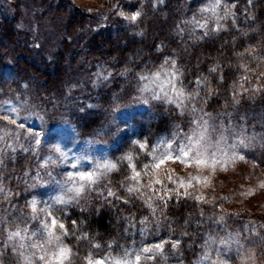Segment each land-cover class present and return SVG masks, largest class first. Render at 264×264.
<instances>
[{"label": "clouds", "instance_id": "obj_1", "mask_svg": "<svg viewBox=\"0 0 264 264\" xmlns=\"http://www.w3.org/2000/svg\"><path fill=\"white\" fill-rule=\"evenodd\" d=\"M108 2L111 3V0ZM128 2L131 4L134 0ZM152 2L158 4L162 0ZM148 4L149 0H139V6L134 11L109 7L105 9L101 22L107 18L108 13L115 10L125 22L124 27L130 28V35L144 37L148 31L147 21L151 19L149 9L146 8ZM65 6L72 8L69 4ZM235 7V3L229 4L226 0H205L180 23L184 25L183 31L190 42L196 44L202 39L198 31L203 36H215L221 31L230 30L228 21H232V26H235ZM151 11L154 13L155 7ZM255 30L240 31L241 35L246 36L248 31ZM236 39L238 37L233 36L231 41L225 40V43ZM260 47L249 46L244 52H235L237 62L230 66L242 69L244 73L254 72L249 68L250 61L247 59L251 57V62H255L261 69L256 74H264V56L259 54ZM64 51L66 54L70 51L67 45H64ZM155 51L162 52L163 48L158 45ZM171 51L173 55L165 57L152 71L138 73L136 91L139 95L136 98L143 104H151L152 101L171 104L180 109L181 115L187 113L194 117L192 123L195 127L180 140L179 148H174L173 151L179 152L180 149L191 147L195 152L198 147L200 150L215 147L219 141L225 140L223 125L220 126L219 140L213 143L211 135L217 129L204 118L208 116L211 119V114L205 113L204 107L208 98L217 92L209 74L219 77V59L215 58V62L208 68L209 74L201 73L194 81L195 87L189 88L183 81L185 72L178 64L177 50L173 48ZM56 59L55 71L59 74L63 61L60 57ZM9 63L12 61L9 60ZM71 71L74 75L81 74L79 68ZM13 79L16 87L9 88L6 95H0V264H96L98 260L104 264H114L116 260L123 264H135V257L132 255L135 251L121 246L123 250L114 255V240L109 241L105 249L101 243L89 239L87 232L81 231L83 221L78 225L73 220L72 228L69 229L65 217L70 214V209L88 212L93 207L111 204L109 198H113L128 205L139 201L154 216L152 222L158 224L156 201L163 200L168 191L161 194V189H153L157 180L161 183V179L153 177L157 175L155 169H159L156 165L172 154L168 149L176 144L180 136L177 134L167 144H162L161 141L149 148L146 140L133 138L129 143L127 133H124L115 142L101 145L91 154L81 151L83 143L90 141H83L75 148L62 147L56 140L47 139V135L42 141L40 133L35 131L40 127L37 121H43L46 116L51 119L53 113L38 109L27 99V90L32 81L20 77ZM63 83V80H56V89ZM236 87L237 84L233 83L232 88ZM4 91L0 87V93ZM105 103H108L107 99ZM99 122L97 118L80 127L95 136L97 132L94 129ZM134 131L141 135L142 124L137 125ZM201 133L202 141L197 145L196 141L201 139ZM48 134H51V128ZM17 153L21 155L17 156ZM144 156L150 158L148 163L143 162ZM137 162H140V168H137ZM142 176L148 178L145 183H141ZM121 190L123 195L120 194ZM20 196L25 197L24 202L14 204L13 201ZM96 201L100 202L99 205ZM146 221L147 216L140 223L145 224ZM73 237L75 241L69 243ZM82 241H87L91 248L85 245L83 251L76 250ZM211 244L223 246L227 251L234 250L237 253L236 260L223 259L219 255V249L213 253ZM233 244L237 245L235 249ZM92 249L99 251L93 252ZM140 256L141 260L146 259L142 252ZM202 260L209 261V264H256L257 256L255 248H246L238 239L226 237L217 241L209 237L208 247L194 264H201Z\"/></svg>", "mask_w": 264, "mask_h": 264}, {"label": "trees", "instance_id": "obj_2", "mask_svg": "<svg viewBox=\"0 0 264 264\" xmlns=\"http://www.w3.org/2000/svg\"><path fill=\"white\" fill-rule=\"evenodd\" d=\"M116 1H118V8L123 10L134 11L139 6V0H134V3L131 4L128 0ZM16 2L18 1L12 0L11 2L13 5H10L12 8L10 16L6 14V8L0 5V82H3L0 83V87L5 89L0 95H6L9 88L16 87L13 77L32 81L29 83V90H27V99L34 103L38 109L53 113V118L49 119L46 116L44 119L52 125H61L58 121L65 119V122L68 123L65 125L70 124V129L75 134L83 135L85 131L81 129L80 125L99 118L100 122L94 129L98 132L106 115L111 112L105 106L109 104L105 103V98L108 102L112 98L107 91H101L97 106L88 111L77 106L79 104L76 102L77 97L76 99L72 97L74 94H68L70 85L73 82L78 83L79 79L83 83L82 77L86 76L83 73H88L89 67L92 65H101L113 71L112 81L118 86L120 85L121 90L124 89L125 92L131 86L129 81L137 78L138 73L154 69L163 62L165 57L172 56L173 48L177 50L178 64L185 72L183 80L190 88L195 87L194 81L199 78L201 73L209 74L208 68L215 62V58L219 59L221 65L219 77L216 74H209L212 76L211 82L217 92L208 98L204 107L206 112L219 113L229 110L230 117L238 119L242 112H246L251 107L254 111L253 114L264 108V100L254 101L250 105L246 103L233 105L230 96L232 85L238 82V74L241 70L230 66L237 62L234 53L244 52L249 46L257 45L261 46L260 55L264 50V29L248 31L246 36L241 35L240 30L253 29V25L250 24L253 17L241 13L243 8H246L243 0H226L229 4H236L237 27L229 26V31H221L215 36H203V33L198 31V35H201L202 39L196 44L190 42L189 37L183 31L184 25L180 22L189 17L195 8L203 4L205 0H162V3L158 4H153L152 0H149L146 8L149 9L151 19L147 21L148 31L144 37L133 35L129 37L121 31L115 34L106 26L95 27L94 29H97L95 33H84L86 21H90L91 24L92 18L74 13L67 16L70 11L67 10L64 2L55 5V0H42L40 7L43 9L41 16L43 20L51 22L60 31H66L62 45L55 53L47 52L51 47L44 51L40 44L38 47L36 46L32 32L26 30L24 26L20 4ZM255 6H258V9L255 10L256 16L259 21H263L264 0L263 3L256 2ZM153 7L156 9L154 13L151 11ZM95 23L97 22L95 21ZM143 26L142 24L141 27ZM71 32H78L75 36L76 40L74 39L77 47L66 54L64 45L70 48V43L66 42L65 37L67 38ZM233 36L238 39L231 43H225V40L231 41ZM158 45L163 48L162 52L155 51ZM57 57L63 61V67L59 74L55 71ZM68 58L69 60H67ZM9 60L12 63H9ZM74 68H79L81 74L74 75L71 71ZM56 80L64 81L58 90L54 84ZM201 91H203V87ZM188 121V117L178 115L172 109L163 107L158 110L154 109L149 112L142 123H139L143 126L139 138L145 139L148 144L154 143L164 135L180 131ZM143 162H145L144 159ZM137 164L139 165L140 162ZM120 194H124L122 190ZM109 199L111 204L93 207L88 212L70 209V214L65 217L67 227L72 228L73 220L78 225L83 221L81 231L87 232L89 239L101 243L105 249H107L109 241H115L112 251L138 240L143 228H145L144 231L150 233L155 227L163 235L168 264H190L197 256L198 245L202 242L200 239L201 225L193 219L194 208L192 205L185 201L170 202L164 218H160L157 224L152 222L154 216L150 215L149 210L143 207L139 201L128 205L120 200ZM95 203L99 205L100 202L96 201ZM200 207L205 210L204 206ZM145 216L148 217V221L145 224L140 223ZM74 241L73 237L69 243ZM173 243L176 244V247H172ZM85 245L87 248H91L87 241H82L77 245L76 250L83 251ZM92 251L98 252L99 250L92 249Z\"/></svg>", "mask_w": 264, "mask_h": 264}, {"label": "rangeland", "instance_id": "obj_3", "mask_svg": "<svg viewBox=\"0 0 264 264\" xmlns=\"http://www.w3.org/2000/svg\"><path fill=\"white\" fill-rule=\"evenodd\" d=\"M15 1H18L20 4L24 26L26 30L32 32L35 44H40L44 51H47L51 47L47 52L55 53L62 45L66 31H60L51 22L43 20V17H41L43 9L40 7L42 0L40 2L38 0ZM259 1L263 3V0H243L246 8H243V11H241L244 15H251L253 17L250 24L253 25V29H256L255 31L264 29V19L263 21H259L255 13V10L258 9V6H255V4ZM11 2L12 0H0V5L6 8V14L9 16L12 14L11 6L13 4ZM62 2L65 5L69 4L72 6L71 9L67 7V10L70 11L67 16L72 13L77 15L83 14L93 19L92 23L94 24L86 21L84 27L86 31L84 33H95L97 30L94 29L95 27L106 26L115 34L121 31L125 32V35L129 37L132 36L130 35V28L124 27L125 22L116 14L115 10L108 13L107 18L101 22L105 9L109 7L118 8V1L116 0H111V3L108 0H55L54 4L57 5ZM236 16L238 17L237 14ZM228 24L231 27L232 21H228ZM237 25L238 22L235 21V27ZM76 33L78 32H71L67 38L65 37L66 42L70 43V50L77 47L75 46L76 43H74ZM261 55L264 56V50H262ZM43 57L45 56L43 55ZM247 59L250 61L249 68L253 69L254 72L244 73L242 69L240 70L238 82L236 83L237 87L232 89L230 95L233 105L237 103L250 105L254 101L264 100V74H256L260 73L261 69L257 67L255 62H251L250 57H247ZM89 69L87 75L82 77L83 83H81L80 79L78 83L73 82L75 87H72L71 84L68 94H74L72 97L75 99L77 97L76 102L79 103L77 104L78 107L90 111L97 106L100 92H108L112 99L105 106L111 112L106 115V119L97 135L91 136L86 132L83 135L80 133L75 134L70 129V124L65 125L68 124L65 122V119L58 121L61 125L57 126L45 120H38L37 123L40 127L35 131L40 133L42 141L47 135V139H54L62 147L71 148H75L77 144L83 141H90L83 143L81 151L91 154L97 147L115 142L124 133H127L129 143L133 138L140 139L134 128L139 123H142L149 112L154 109L158 110L160 107H163L165 109H172L175 113L181 115L180 109L174 105L165 104L160 101L143 104L137 99L136 97L139 95L136 91L138 76L133 81H129V85L131 86L124 92V89L121 90L120 85L118 86V84L112 81L114 77L112 70L101 65H92ZM152 70H145L143 72L147 73ZM187 86L189 87V85ZM109 91H112V93H109ZM204 112L209 113L205 110ZM253 112L251 107L246 112H242L238 119H232L229 115L231 113L229 110L210 113L211 119L208 116L204 117L217 129V132L211 135L213 143L219 140L221 125H223L225 136V140L219 141L215 147L207 148L205 153L207 163L205 165H194L191 160H188L186 163H173L169 161L159 169H155L157 175L153 179H161V183H154L153 189H161V194L165 190L168 191L163 200L156 201L159 219L164 218L170 202L185 201L193 206V219L201 225L200 239L202 242L198 245L197 256L190 264H194L196 260L200 259L204 249L209 245V237L217 241L226 237L232 240L238 239L246 248H255L257 256L256 264H264V187H261V184H264V108L259 109L255 114ZM183 116L189 118L183 129L164 135L156 142L148 144L149 148L161 141H170L177 134L180 136V139L176 140L175 145H179L180 140L189 135L190 129L195 127L192 123L194 117L187 113ZM49 128H51V134H48ZM141 140L145 139L142 138ZM20 155V153H17V156ZM172 155L176 156L177 152L173 151ZM239 157H243V159ZM143 159L145 160L144 163L150 161V158L147 156H144ZM140 167L141 164H137V168ZM193 177L195 179H190ZM147 179V177L142 176L141 183H145ZM180 181H184L187 187H179ZM198 197L202 199H198ZM24 200L25 197L20 196L13 203L20 205ZM201 205L204 206L205 210H203V207H200ZM153 228L150 233L144 231L145 228H143L138 240L123 246V248L136 251L144 247H152L158 243L164 244L161 232L155 227ZM236 246L233 244V249ZM217 249H219V255L223 259L229 261L236 260L237 253L234 250L227 251L223 246L211 244L213 253ZM122 250L120 248L113 251V254L115 255ZM147 255H150L151 258H147ZM147 255H143L146 259H142L141 264H168L165 248H163V255ZM203 264H209V261L203 260Z\"/></svg>", "mask_w": 264, "mask_h": 264}, {"label": "snow or ice", "instance_id": "obj_4", "mask_svg": "<svg viewBox=\"0 0 264 264\" xmlns=\"http://www.w3.org/2000/svg\"><path fill=\"white\" fill-rule=\"evenodd\" d=\"M133 19H135V17H133ZM202 137H203V133H201V139L196 141L197 145H200V143L202 141ZM189 139H191V138H189ZM161 143L162 144H167L168 141H162ZM141 147H143V146H141ZM175 148H179V145H175ZM173 149H174V145H172L168 149V151L170 153H173ZM206 151H207L206 149L205 150H200L199 147L197 148V151H195V152H193L191 150V147L183 148V149H180L179 152H177L176 156H173L171 154L170 156L167 157V159L161 160L156 165V167L160 168L163 164H165L166 162H169V161L173 162V163H186L188 160H191L194 165L202 166V165H205L207 163V160H206V157H205ZM239 158L243 159V157H239ZM190 179H195V178L193 177V178H190ZM156 183L159 184L160 182L157 180ZM179 187L185 188V187H187V185L185 184L184 181H180L179 182ZM261 187H264V184H261ZM198 199H202V198L198 197ZM221 219H223V217H221ZM172 247H176V244L173 243ZM163 248H164V244L158 243V244L153 245L152 247H144L142 249L136 250L132 254L135 257V264H141V256H140L141 252H142L143 255H147V254L163 255ZM147 258H151V256L147 255ZM96 264H104V262L98 260L96 262ZM114 264H123V262L120 261V260H116V261H114ZM201 264H203V260L201 261Z\"/></svg>", "mask_w": 264, "mask_h": 264}]
</instances>
